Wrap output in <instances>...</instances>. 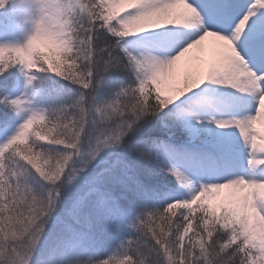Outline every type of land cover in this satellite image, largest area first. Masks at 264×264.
I'll use <instances>...</instances> for the list:
<instances>
[{
    "label": "snow or ice",
    "instance_id": "6c2138e0",
    "mask_svg": "<svg viewBox=\"0 0 264 264\" xmlns=\"http://www.w3.org/2000/svg\"><path fill=\"white\" fill-rule=\"evenodd\" d=\"M0 13V264H264V0Z\"/></svg>",
    "mask_w": 264,
    "mask_h": 264
},
{
    "label": "rangeland",
    "instance_id": "374dc122",
    "mask_svg": "<svg viewBox=\"0 0 264 264\" xmlns=\"http://www.w3.org/2000/svg\"><path fill=\"white\" fill-rule=\"evenodd\" d=\"M30 11L31 9H28L26 12L22 13V16L26 18ZM29 29H30V23L27 22L26 19L22 20V30L18 31L15 34V38H18L19 40L23 41L25 34L29 31ZM212 39L213 38L209 37L206 41ZM178 64L182 66L183 71L178 81L169 82L168 87L170 88L175 86H182L184 78L192 79L197 74L202 75L211 65L210 61L207 59L205 54H202L199 51V47L191 50L190 53L186 54L185 57H183L180 61H178ZM169 94L171 93L169 92ZM256 128L258 129V131L264 133V124H262L261 122L259 121L257 122ZM228 192L229 190H222L221 196L227 195ZM213 202L219 204L221 202V199L217 197L213 200Z\"/></svg>",
    "mask_w": 264,
    "mask_h": 264
},
{
    "label": "bare ground",
    "instance_id": "6f19581e",
    "mask_svg": "<svg viewBox=\"0 0 264 264\" xmlns=\"http://www.w3.org/2000/svg\"><path fill=\"white\" fill-rule=\"evenodd\" d=\"M213 39L205 41V42H203L202 45L198 46L199 47V51L202 54H205V56L207 57V59L210 61L211 64L217 59L215 51L212 48Z\"/></svg>",
    "mask_w": 264,
    "mask_h": 264
},
{
    "label": "trees",
    "instance_id": "16d2710c",
    "mask_svg": "<svg viewBox=\"0 0 264 264\" xmlns=\"http://www.w3.org/2000/svg\"><path fill=\"white\" fill-rule=\"evenodd\" d=\"M4 15L3 13H0V16ZM174 180V178H172ZM101 255H103V252L100 253Z\"/></svg>",
    "mask_w": 264,
    "mask_h": 264
}]
</instances>
